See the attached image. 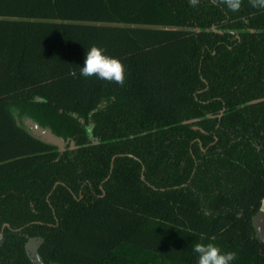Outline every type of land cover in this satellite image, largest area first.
Returning <instances> with one entry per match:
<instances>
[{
  "label": "trees",
  "instance_id": "trees-1",
  "mask_svg": "<svg viewBox=\"0 0 264 264\" xmlns=\"http://www.w3.org/2000/svg\"><path fill=\"white\" fill-rule=\"evenodd\" d=\"M93 45L123 86L80 75ZM263 200L264 9L0 0V264L32 237L46 264H197L201 236L264 264Z\"/></svg>",
  "mask_w": 264,
  "mask_h": 264
},
{
  "label": "clouds",
  "instance_id": "clouds-1",
  "mask_svg": "<svg viewBox=\"0 0 264 264\" xmlns=\"http://www.w3.org/2000/svg\"><path fill=\"white\" fill-rule=\"evenodd\" d=\"M248 2L253 8L264 9V0H248ZM189 3L196 6L199 0H189ZM219 3L226 5L233 12H238L243 0H219ZM80 75L84 78L96 77L123 86L126 80V68L120 59L106 55L105 49L93 45L85 52ZM204 239L201 236L200 241L193 244V251L198 255L197 264H233L238 259L235 251H223L214 242H204Z\"/></svg>",
  "mask_w": 264,
  "mask_h": 264
},
{
  "label": "water",
  "instance_id": "water-1",
  "mask_svg": "<svg viewBox=\"0 0 264 264\" xmlns=\"http://www.w3.org/2000/svg\"><path fill=\"white\" fill-rule=\"evenodd\" d=\"M32 122V131L28 130L33 136L39 138L40 140L46 142V143H50L53 145H56L59 147L60 151H63L65 149V147H63V141H66L68 143L67 140H65L63 137L55 134L51 128L49 127H44L42 125H40L37 121H35L32 118H29ZM198 128V127H195ZM66 143V145H67ZM71 147H75L74 145V141H71ZM119 155H125V154H119ZM130 156H132L131 154H128ZM117 157V155H115L112 159V161H114V159ZM113 169V165L111 167V171ZM144 170L145 167H143V173H142V179H145V175H144ZM8 225V224H6ZM253 225L255 227L256 230V238L264 243V200L262 203V206L260 208V210L256 213V215L253 217ZM42 239L40 237H32L29 239V241L26 244V249L27 252L29 254V257L31 258V260L33 261L34 264H46L41 255L38 252V248L39 245L41 244Z\"/></svg>",
  "mask_w": 264,
  "mask_h": 264
},
{
  "label": "rangeland",
  "instance_id": "rangeland-1",
  "mask_svg": "<svg viewBox=\"0 0 264 264\" xmlns=\"http://www.w3.org/2000/svg\"><path fill=\"white\" fill-rule=\"evenodd\" d=\"M13 112L15 114V117H16V120L18 122V124L24 126L27 130H30L32 131V122L31 120L29 119V117H21L19 114H18V111L17 110H14L13 109ZM66 141H63V147L66 146ZM71 143V142H70ZM52 264H58V263H52Z\"/></svg>",
  "mask_w": 264,
  "mask_h": 264
},
{
  "label": "flooded vegetation",
  "instance_id": "flooded-vegetation-1",
  "mask_svg": "<svg viewBox=\"0 0 264 264\" xmlns=\"http://www.w3.org/2000/svg\"><path fill=\"white\" fill-rule=\"evenodd\" d=\"M65 148H66V147H65ZM6 224H8V223H5V224H4L3 229L5 228V226H9V224H8V225H6Z\"/></svg>",
  "mask_w": 264,
  "mask_h": 264
}]
</instances>
